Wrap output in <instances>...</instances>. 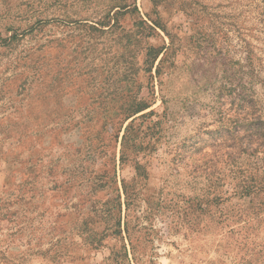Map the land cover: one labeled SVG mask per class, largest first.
<instances>
[{
    "label": "rangeland",
    "instance_id": "rangeland-1",
    "mask_svg": "<svg viewBox=\"0 0 264 264\" xmlns=\"http://www.w3.org/2000/svg\"><path fill=\"white\" fill-rule=\"evenodd\" d=\"M0 264H264V0H0Z\"/></svg>",
    "mask_w": 264,
    "mask_h": 264
},
{
    "label": "trees",
    "instance_id": "trees-1",
    "mask_svg": "<svg viewBox=\"0 0 264 264\" xmlns=\"http://www.w3.org/2000/svg\"><path fill=\"white\" fill-rule=\"evenodd\" d=\"M158 55H159L158 53L154 52L153 48H148L146 55L144 57V61H143V66H144V69L146 72H151V69H152L155 61L157 60ZM146 109H147L146 105H143L142 103L137 102L134 105H130L124 111L122 110L124 118L121 119V121L119 120L117 122V124H119V127L117 130V134L114 136L115 143H117V141H118V135H119V132L121 131V127H122L123 123L126 120H128L129 118H131L132 116L139 114V113L145 111ZM129 128H130V126H128L124 129V135L121 137V143H120L121 151H120V158H119V161H121V162H123L125 160L123 144L125 142V135H126Z\"/></svg>",
    "mask_w": 264,
    "mask_h": 264
}]
</instances>
